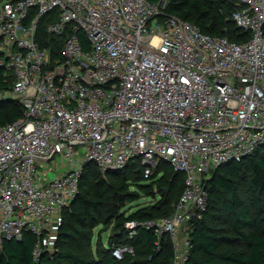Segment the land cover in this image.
<instances>
[{"label": "built area", "instance_id": "2783aa9c", "mask_svg": "<svg viewBox=\"0 0 264 264\" xmlns=\"http://www.w3.org/2000/svg\"><path fill=\"white\" fill-rule=\"evenodd\" d=\"M229 1L247 41L165 15L168 0H0V65L24 109L0 126V246L32 234L36 262L55 250L89 163L137 162L145 178L167 163L185 176L173 212L125 228L153 229L158 248L168 235L172 264H190L210 171L264 146V0ZM44 19L65 36L62 59L38 40ZM56 160L68 168L50 176Z\"/></svg>", "mask_w": 264, "mask_h": 264}, {"label": "trees", "instance_id": "16d2710c", "mask_svg": "<svg viewBox=\"0 0 264 264\" xmlns=\"http://www.w3.org/2000/svg\"><path fill=\"white\" fill-rule=\"evenodd\" d=\"M234 8L229 0H168L164 12L167 16L191 22L212 36L247 41L251 33L235 24L232 19ZM80 37L86 44L84 34L81 33ZM64 39L65 36L49 34L47 21L44 19L41 22L38 40L43 46H50L53 61L62 59ZM13 82L12 72L0 65V92L10 91ZM23 113L19 100L0 98V126L20 119ZM128 169H134L133 177L127 174ZM97 172L100 171L95 164L87 165L80 193L72 207L64 213L57 241L61 257L70 264H172L174 250L168 235L162 237L158 248L153 229L140 228L131 238L125 224L130 220L141 222L170 215L173 204L183 193L184 174L169 167L161 176L157 169L153 176L145 178L137 162L123 170L107 172L110 180L99 177ZM177 177L182 192L176 200H172L168 195ZM206 184L209 204L202 219L196 221L193 227L190 264H264V146L240 162L233 161L213 168ZM143 193L151 197L158 194L160 198L128 215L125 205L138 201ZM112 224L114 235L108 241L110 245L98 251L99 257L85 256L83 243L91 244L97 227ZM34 242L32 234H26L20 241L4 242L0 246V264H52L49 255L43 256L39 262L35 261ZM125 244L133 246L134 253L125 254L122 260L116 259L113 247Z\"/></svg>", "mask_w": 264, "mask_h": 264}, {"label": "rangeland", "instance_id": "374dc122", "mask_svg": "<svg viewBox=\"0 0 264 264\" xmlns=\"http://www.w3.org/2000/svg\"><path fill=\"white\" fill-rule=\"evenodd\" d=\"M0 98H13L12 97V93L11 90L10 91H5V92H0ZM140 166V165H139ZM51 170L49 172V175H54L56 173H62L64 172L67 168H68V164L66 161H59L56 160L54 162L51 163L50 165ZM141 167V166H140ZM170 165L167 163H164L160 168H159V172L160 174H163L165 169L169 168ZM135 170H137V167H135ZM134 169H128L127 174L130 177H133L134 175ZM99 177H104L105 179H111L109 178V176L107 174H103L102 172H97L96 173ZM148 181H144V183H147ZM178 177L175 181V183L172 185L171 187V192L169 193L168 197L172 200H176L178 198V196L180 195V193L182 192V189L178 187ZM130 187H134L133 184L131 183ZM160 198V195H156L155 197H151L148 196L146 194L143 193V196L135 202H132L130 204H126L124 210L127 211L128 215L131 214L133 211L137 210L140 206L142 205H151L155 202L158 201V199ZM125 200V198L123 197V201ZM114 235V225L112 224L109 227H97L95 229V237L93 239V241L91 242V244L88 243H83L82 248L85 251V256H89V257H99L98 251L103 250V248H105V246H109L110 244L108 243V241L110 240V238H112V236ZM62 251H66V249H62ZM51 257V261L52 264H70L69 261H67L65 258H62L61 255L59 254V250H57V248L53 251H51L49 254ZM42 264H44L43 262H41Z\"/></svg>", "mask_w": 264, "mask_h": 264}]
</instances>
